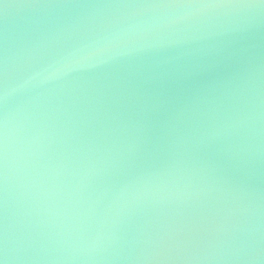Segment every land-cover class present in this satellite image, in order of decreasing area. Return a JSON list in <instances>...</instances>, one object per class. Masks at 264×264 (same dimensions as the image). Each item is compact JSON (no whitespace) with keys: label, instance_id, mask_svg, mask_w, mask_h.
<instances>
[{"label":"water","instance_id":"95a60500","mask_svg":"<svg viewBox=\"0 0 264 264\" xmlns=\"http://www.w3.org/2000/svg\"><path fill=\"white\" fill-rule=\"evenodd\" d=\"M3 264H264V0H0Z\"/></svg>","mask_w":264,"mask_h":264},{"label":"snow or ice","instance_id":"6c2138e0","mask_svg":"<svg viewBox=\"0 0 264 264\" xmlns=\"http://www.w3.org/2000/svg\"><path fill=\"white\" fill-rule=\"evenodd\" d=\"M0 264H3V261L2 260H0Z\"/></svg>","mask_w":264,"mask_h":264}]
</instances>
